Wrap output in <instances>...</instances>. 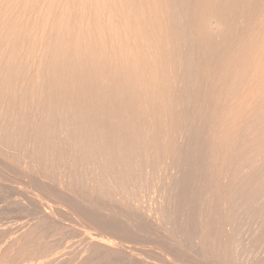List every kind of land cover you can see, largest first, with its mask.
Returning a JSON list of instances; mask_svg holds the SVG:
<instances>
[{
  "label": "bare ground",
  "instance_id": "1",
  "mask_svg": "<svg viewBox=\"0 0 264 264\" xmlns=\"http://www.w3.org/2000/svg\"><path fill=\"white\" fill-rule=\"evenodd\" d=\"M37 1L0 0V155H7L15 163L25 160L32 173L42 179L39 188L46 186L50 194L55 190L46 184L48 180L82 191L87 194L85 198L90 192L96 193L100 196L98 203L104 199L132 206L140 216L148 214L143 208L147 198L166 190L175 171L171 189H176L177 210L187 206L183 225L179 223L182 227L178 228L192 238L201 214L197 204L205 196L211 197L214 214L206 220L212 227L222 221L220 233L226 242L222 248L208 249L210 254L221 263L219 258L232 262L236 255L239 261L250 256L248 264H264V174L259 172L264 162L260 158L258 162L259 148L245 157L248 149L234 146L237 136L243 130L245 133L249 115L258 112L264 101V25L257 44L250 48L241 89L231 100L221 103L219 99L216 105L211 104L210 108L216 106V115H208L210 129L203 136L197 132L200 127H195L194 112L185 123L181 115L184 108L178 83L185 64L177 54L176 30L167 23L170 0H52L44 12L42 28L28 18ZM251 1L245 0L247 4ZM58 4L62 5L59 12L55 10ZM259 134H254L255 139H261ZM106 207L101 205L104 212ZM47 208L37 212L49 220L51 212L47 214ZM96 209L82 215L88 217L83 221L89 226L93 223L97 231L87 232L85 227L84 239L82 234L78 237L86 241V246L74 252L77 257L69 255L70 261L92 262L105 255L113 257L114 253H120L118 258L121 254L129 260L134 258L136 247L123 244L126 228L110 213L103 215L100 206ZM68 223L67 229L72 222L70 226ZM52 250H44L46 256L54 253L49 260H59L57 252L63 253Z\"/></svg>",
  "mask_w": 264,
  "mask_h": 264
},
{
  "label": "rangeland",
  "instance_id": "2",
  "mask_svg": "<svg viewBox=\"0 0 264 264\" xmlns=\"http://www.w3.org/2000/svg\"><path fill=\"white\" fill-rule=\"evenodd\" d=\"M51 1L52 0H38L37 3H35L36 5L34 6L35 8L33 7L34 12L28 15V18L29 17L30 19L33 18L36 24V27L42 28L44 26L43 15L45 14L44 12H46L47 10L48 3ZM65 1L66 0H63L61 2H65ZM71 1H74V0H71ZM242 1L243 0H170V3H169L170 6H168V13H169L168 19L169 20H167L168 21L167 23L169 24L170 22L171 25L173 24L172 26L174 27V30H176L175 31V34H176L175 35V39H176L175 45L178 51L177 54L179 56V59L181 61L183 60L182 63L185 64L184 65L185 72H183V78H181L178 83V87L182 89L180 93L181 94L180 99L182 101L181 108L182 107L184 108L182 110L181 115L185 123L189 117L188 115L191 112H194L196 114L195 127H197L196 129L200 127L199 130H197V132L199 131L198 132L199 134L201 132L203 136L204 134H207L210 129V125H209L210 121L207 122L206 119L209 120L210 116L216 115V111H215L216 106L213 107L215 109L210 108V107H212L214 103L216 105V103L219 101L221 103L223 101L224 103L227 101L228 98L231 100L232 97L234 98V94L236 95L237 92L241 89L242 82L244 80L243 77H245L244 74L247 72L246 67L248 65L246 64L250 63L249 62L250 60L249 55H250V50H251L250 48H252V46H255L257 44L258 39H259L258 37L259 32H260L259 30L261 26L264 25V0H260V1L254 0V1H251L249 4H247L245 0L243 2ZM55 6H56L55 10H57L58 8V12H59L61 10L62 5L61 7H60V4L55 5ZM57 6H59L60 9ZM108 13L109 12H105L106 15ZM243 61H244V64H243ZM231 94H233V96ZM208 95H211V96L207 97ZM206 97L207 99L211 98V100L209 99L207 100ZM210 101H212V103ZM260 106L262 107L259 108L258 112L252 113L254 114L253 118L251 116L252 114L249 115V118L246 122L247 124H245V128H244L245 133L243 130V133H242L243 137L241 136L242 134L239 137L237 136L235 140L238 139L239 142L235 141L234 146L237 147L239 145V146H243V148L248 149L247 150L248 152H246L247 154L244 155L245 157L249 156V154L250 155L253 154V150L256 151L259 148L261 156L260 154L258 155V162H260L259 160L262 159L261 160V163H262L264 162V132H262L264 131V114H262L264 113V101H263V104H261ZM209 110L210 112L212 110L213 111L209 113ZM206 112H207V115H206ZM212 113L214 114L212 115ZM205 116H207V118H205ZM203 118L206 124L203 123L204 122ZM203 125L205 126L203 127ZM202 127L205 128L204 131L202 130L203 129ZM254 134L255 135L259 134L260 137L262 136L261 139L260 140L255 139L256 137ZM184 140L186 141V142L184 141L186 144L187 138L185 137ZM4 156H6L7 158ZM10 159L7 155H4V154L2 156L0 155V190H1L0 191V204L2 202H5L0 205V224H1L0 225V264H67V263L69 264V262H71L70 261L71 258L69 257L71 256L73 258L75 253H78L80 251V248H82L81 251H83L86 246V241L84 240L82 241L80 240L81 238H79L82 234L81 237L82 239H84L83 238L84 235L82 231H84L87 227H88L87 232L89 230L91 232L97 231L93 223L92 225L91 223H89L90 226H92V228L94 227L92 229L89 225H87L88 222L87 224L85 223L86 220L83 221V218L86 219L88 217H83L82 214H85L84 216L86 215L88 216V214L86 213L87 210L88 212H91V210L95 211L97 210L96 208H98V206H100V209L102 210L101 205L105 207L107 205L105 212L103 210L102 211L100 210L101 212H103V215L104 213L107 215H109L110 213V216L114 217V220L117 223L120 222L122 226L126 228V230L124 231L125 233L124 239L126 240L123 241V244L125 243V247L126 246L128 247L132 246V248L136 247L135 248L136 254L134 255L135 257L130 260L127 259L126 256L123 254H121V256L118 258L120 253H116V255L114 253L113 257H112V254L109 256L105 255V257H108V258L105 259L104 256H101V258L99 257L100 259L95 260L96 261L95 264H144V263L150 264V263H159V262L164 263L166 261L167 263H164V264H184V263L185 264H204V263L222 264L223 261L224 262L227 261L226 258H223V257L222 259L219 258V260L222 261V263L219 261H216L218 260V258H216L215 255L212 256V254H210L211 250H208V249H212L213 246H215L213 248L215 250L218 248L217 246H221L222 248L225 246V242H226L224 241L225 238H223V236L220 233L221 232L220 229L221 227H223L221 220L216 222L214 224V227H212V225L208 226L207 220H209L210 216L214 214V210L212 208L213 201L211 200L212 199L211 197L205 196V200L210 199V200H207L209 203L205 202L204 200L202 202H198L199 204H197L198 208H200L199 210L204 211V212L206 211V212L204 213V212L199 211V214L201 213L200 214L201 216L199 215L200 218L198 217V221H197L198 227L196 226V228L197 230H200V231L195 230L197 234L199 233L198 235H196V232L194 233L196 237L193 235L192 238H190L188 237V235H186V232L184 233V231H182V228L181 229L178 228L179 226L182 227L183 225L184 215H185V212L187 211L186 210L187 206L186 204L181 206L183 207L181 208L183 211H181V209L179 211L177 210L179 203L175 195L176 189L175 188L171 189V180L175 178L174 177L175 176L174 174H176L175 171L173 172V175L171 176L172 179L171 180L168 179L167 181L166 190L162 189L160 191L161 193L155 194L154 198L153 196H151L152 198L150 200H148L147 198L146 202H144L143 204L144 206L143 208H144V212L147 211L148 214L147 215L144 214L143 216L142 215L140 216L139 215L141 214L140 211H136L135 208H133L132 206H128L131 208L129 210L128 207L121 206V204H118V202L116 201L114 202L116 205H111V204H114L112 203L113 201H109V200L104 201L102 197L100 198L102 199V201L101 202L99 201L98 203L97 201L100 196H98V194L96 193L92 194L91 192L88 194L87 198H90V200H88L87 198H85V195L87 196V194H85L84 192L67 188L66 186H64V184H61L59 182L58 183L51 182V181L48 182L49 181L48 180L46 181V184L50 183L49 187H51L52 189L54 188L53 190L56 191V192L51 191L52 192L51 193L52 195H51L50 193H48L50 192V190L47 188L49 190L48 191L46 189V186L43 187L44 188L43 190L39 188L41 185V182L39 183V181H42V179L41 178H40L41 180L38 179V177L32 173L29 166L26 164L25 160H23L24 162L21 160L19 163L17 162L18 163L17 164L15 163L16 160L14 162L13 159L12 160ZM256 165H259V164L257 163ZM263 167H264V163L262 167H259L261 168L260 169L261 171L259 170V172H262L264 174ZM25 170H27L26 171L27 173L24 172ZM23 173L25 174V176H27V174L29 176L24 177ZM33 176H36V177H33ZM31 177H33V179ZM45 180L43 179V181ZM58 185H61V186H58ZM16 186L20 189L19 190L15 189L14 187ZM61 189L62 191H60ZM162 191L164 193H162ZM54 192L56 194H53ZM26 193L28 194V196H31V198L27 197ZM90 194L93 195V197ZM95 194L96 196L94 197ZM22 198H25L26 200L24 199L22 200ZM59 199L61 203L59 202ZM147 203H149L148 206H147ZM200 203L204 205L201 207ZM109 204L111 206H109ZM47 205H51L53 207L52 208L53 210L48 209ZM82 207L85 212L82 211L83 210ZM44 208H47V211H48L47 214L51 212L52 215L50 214L47 219L50 218L52 220L50 219H49L50 221L46 220L45 218L41 217L42 215L39 212H37ZM78 208H81L82 210L81 209L79 210ZM107 209H108V212H107ZM116 209L117 211H115ZM58 210L60 211L62 210V212ZM78 211H82L83 213L79 214L80 212L78 213ZM34 212L35 213L37 212V214H35ZM202 213L203 215L205 214L203 217H202ZM77 214H79L78 216H81V218L80 217L78 218ZM136 214L138 215L136 216ZM37 216H39L38 217L39 220H37L38 219ZM40 217L43 219V222L42 220H40L41 219ZM63 218L64 219L66 218L65 219L66 223L64 220H62ZM54 219L57 222H55ZM51 222L54 224H52ZM58 222L60 223L58 224ZM67 222H69L68 225L71 223L70 224L71 227H69L70 225L68 226L70 229L69 228L67 229V226H66ZM32 223H34L35 225ZM179 223H182V225ZM50 224H51V227H47V226H50ZM64 224L66 228L62 227ZM72 225L74 227H72ZM28 227L30 229H28ZM203 227H206V228H203ZM73 228H78L81 230L79 232ZM212 229L213 230L215 229V230L213 231ZM217 229L219 230V233L217 232L218 231ZM77 232L79 234H77ZM213 232L215 233V235L213 234ZM29 235L30 236L32 235V236L30 237ZM78 235L80 236L78 237ZM185 236L186 238L188 239L190 238L191 240L186 239ZM28 238H31V239H28ZM82 242L83 243L85 242L83 247H82L83 245ZM37 245H39L40 247H38ZM64 245H65V248H63ZM235 245L237 246L236 249H238V245L234 244V246ZM71 246H73V248ZM34 248H36L37 250ZM52 249H54V251H57V250L60 251L61 254L63 253L62 255H59V252H57L58 256L60 257L59 260L57 259L56 261L55 259H51L52 261L49 260L50 258H54L53 257L54 253L52 254L53 256L49 255L50 256V257L48 256L49 258L46 256V254L53 251ZM44 250L45 251L48 250L47 251L48 253L45 252ZM76 250H79V251H76ZM41 251H44V254ZM69 252H71L73 255ZM64 254L66 255V257ZM201 254H204V255L202 256ZM78 255L79 254H76L75 256L77 257ZM262 256H264V254ZM236 257L237 256L235 255L232 261L234 264H248V262H250V259L252 260V258L248 256L250 259L244 258V259H248L244 261H242L241 259L240 260L242 262L241 263L239 261L240 259L239 256L238 258ZM45 258H48V259H45ZM80 261H78V263L80 264L81 263L87 264L88 262L92 264L94 260L92 262L83 261V260H82L83 262H80ZM227 262L229 264H232V262L231 261L229 262V260ZM227 262H225V264ZM71 263L75 264L77 263V261H72Z\"/></svg>",
  "mask_w": 264,
  "mask_h": 264
}]
</instances>
